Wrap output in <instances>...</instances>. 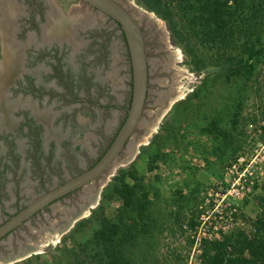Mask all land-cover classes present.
<instances>
[{
    "label": "rangeland",
    "instance_id": "obj_1",
    "mask_svg": "<svg viewBox=\"0 0 264 264\" xmlns=\"http://www.w3.org/2000/svg\"><path fill=\"white\" fill-rule=\"evenodd\" d=\"M35 1L38 20L41 10L47 8L41 45L52 48L58 44L60 51L66 49L68 66H82L77 63L82 52L89 51L88 63L97 59L102 45L98 36L114 31L107 43L112 49L111 68L105 74L101 67L97 72L100 84L111 88L96 90L91 96L80 92L79 96L102 105L127 108L131 78L121 32L105 15L78 0ZM116 1L132 14L144 33L150 86L142 123L121 161L105 179L55 203L0 244V257L8 261L25 249L34 248L29 258L10 264H76V255L80 264H98L101 249L91 240L100 229L102 217L113 223L124 220L129 225L135 240L120 249L124 264H200L203 240L222 241L237 233L252 235L253 223L260 214L258 198L264 194V64L258 65L256 76L248 84L227 81L224 69L213 67L210 60L197 71L172 40L164 21L135 0ZM1 4L5 11L0 12V34L7 31L9 41L15 44L18 19L28 12L23 10L22 0H1ZM6 13L12 18L7 19L10 17ZM34 37V33L28 35L19 48L27 49ZM40 69V83L61 92L51 78V69L44 65ZM3 96L7 98L6 94ZM19 97L6 102L20 107L37 106L36 101H22ZM69 100L46 98L44 104L52 103L59 118L63 115L66 121L77 119L86 129L76 139V146L81 149L77 153H83L79 162L82 169L116 135L126 112L103 113L96 107ZM66 131L65 123L51 122L48 140L62 141ZM62 168L64 164L59 162L48 171L66 179L70 170ZM122 170L134 172L148 196L144 220L134 214H121V200L105 192ZM7 178L8 191L0 193L7 214L19 211V206L23 208L41 195L32 176L24 178L18 187L10 174ZM127 182L134 183L129 179ZM100 206L98 215L72 233ZM3 220L0 214V222Z\"/></svg>",
    "mask_w": 264,
    "mask_h": 264
},
{
    "label": "flooded vegetation",
    "instance_id": "obj_2",
    "mask_svg": "<svg viewBox=\"0 0 264 264\" xmlns=\"http://www.w3.org/2000/svg\"><path fill=\"white\" fill-rule=\"evenodd\" d=\"M22 4L23 10H26L28 13L24 18L21 17L18 19L16 30L17 42L13 44L9 41V33L7 31L1 32L2 34H0V81L3 82L2 87H0V193L2 194L3 192L8 191L9 178H7V176L10 174L12 176L13 184L17 187L24 178L32 176L33 180H36V187L41 191L40 194L42 195L94 166L105 154L116 136L115 135L108 142L92 163L79 169V162L83 153H77L81 149H78L76 146V139L79 137L80 132H85L86 129L81 127L77 119H71L69 117L70 121H66V118H64L63 115L62 118H59L55 113V105L52 107V103H49L48 105V102L44 104L45 99L47 98L50 100L51 98L57 99L60 97V99L63 100V98L69 97V102L71 103L88 104L89 107H96L103 113L110 111H123L127 114L132 95L131 63L121 28L115 21L105 15L106 18L114 24L116 30L121 32L123 43L126 47V55L128 57L127 59L130 68L129 75L131 78L128 106L127 108H122L111 104L102 105L99 101H93L89 97L86 99L81 98L79 96L80 92L85 93L87 96H91L96 90H106V88H111L110 85L105 83L100 84L97 72L101 67L105 74L106 69L108 70L111 68L113 63L112 49L107 43L109 42L108 40L111 35L113 36L114 31H111L104 37L98 36L102 38V45L100 50L101 55L97 59L88 63L89 57L87 53L89 51L86 54L82 52V55L77 61V63L82 66H68L67 60L69 59V54L66 49L60 51L59 47H57L58 44L53 45L52 48H48L47 45H41V37L43 33L41 27L47 20V8L41 10V19L38 20L36 18L38 11V4H36V1L22 0ZM93 10L99 12L94 8ZM1 11L3 13L5 7L2 9L0 0V12ZM6 14L8 15L7 17H10V13ZM11 18L12 17L7 19ZM33 33L35 37L32 42L29 43L30 46H28L27 49L21 50L18 45L21 44V41H25L28 35H32ZM93 52L94 51L92 50L91 53ZM41 65L48 66L51 69V78L62 90L61 92L49 89L47 86L42 85L43 83H40L38 75L41 70L40 68L42 67ZM77 71L79 72L78 74H76ZM13 83L14 85L11 87V84ZM85 84L86 87L83 89ZM7 85L8 87L5 89V86ZM78 86H80V88ZM3 94H6L7 98L4 99L5 96H3ZM18 96L21 97L22 101L24 99L36 101L37 106L30 104L28 107H20L18 104H7L8 102L6 101L14 102ZM38 106L42 107L40 108ZM66 106L67 104L65 107ZM61 107L63 108L62 105ZM11 113L13 114L12 117H10ZM51 122L53 125H62L65 123L67 131L65 135H63L62 141L60 140L59 142L55 141V143H50L48 140V129ZM32 127L40 129L39 138L32 135ZM101 135H103V133H101L100 136ZM97 137L96 139L98 141ZM22 142L26 144L25 150L23 149L24 144ZM59 162L61 165L64 164V168L62 169H67V171L70 170L69 177L66 179L60 177L57 172L52 173V176L48 171L49 167L52 168L53 166H57L59 165ZM79 191H75L59 199L55 203L69 199ZM1 202L2 201H0V214L4 217V220L0 222V226L5 223L9 217L17 214L24 208L19 206V211L10 215L5 212L4 205L1 204ZM51 206L35 215L28 222L46 212Z\"/></svg>",
    "mask_w": 264,
    "mask_h": 264
},
{
    "label": "trees",
    "instance_id": "obj_3",
    "mask_svg": "<svg viewBox=\"0 0 264 264\" xmlns=\"http://www.w3.org/2000/svg\"><path fill=\"white\" fill-rule=\"evenodd\" d=\"M135 1L165 22L172 40L197 71L210 60L213 67L224 69L227 81L248 84L256 76L258 65L264 64V0ZM31 132L39 138V128L32 127ZM128 179L134 183L130 184ZM105 190L107 195L121 200V214L146 218L148 196L134 172L120 171ZM258 202L260 214L253 223L252 235L237 233L223 237L222 241L203 240L200 264H264V194ZM101 211L100 206L90 219L78 223L72 233ZM99 224L100 229L91 240L101 249L98 264H124L120 249L135 240L129 225L124 220L113 223L105 217ZM75 257V263L80 264L79 257Z\"/></svg>",
    "mask_w": 264,
    "mask_h": 264
},
{
    "label": "water",
    "instance_id": "obj_4",
    "mask_svg": "<svg viewBox=\"0 0 264 264\" xmlns=\"http://www.w3.org/2000/svg\"><path fill=\"white\" fill-rule=\"evenodd\" d=\"M115 21L121 28L127 45L132 73V95L126 118L101 159L90 169L72 178L57 188L33 199L17 214L0 226V244L13 232L25 225L31 218L51 206L59 199L84 189L93 182L105 179L121 161V157L142 123L150 86L149 62L143 29L132 14L116 0H78ZM5 82V80H4ZM8 84V83H7ZM169 107V106H168ZM149 133V131H146ZM91 209V207H90ZM93 209V208H92ZM69 223L68 228L71 227ZM30 247L11 259L0 257V262L10 264L29 258L34 252Z\"/></svg>",
    "mask_w": 264,
    "mask_h": 264
},
{
    "label": "bare ground",
    "instance_id": "obj_5",
    "mask_svg": "<svg viewBox=\"0 0 264 264\" xmlns=\"http://www.w3.org/2000/svg\"><path fill=\"white\" fill-rule=\"evenodd\" d=\"M163 62H164V61H163ZM159 94H160V93H159ZM161 97H163V96H161ZM162 104H163V103H162ZM56 240H58V238H56ZM56 240H55V241H56Z\"/></svg>",
    "mask_w": 264,
    "mask_h": 264
}]
</instances>
